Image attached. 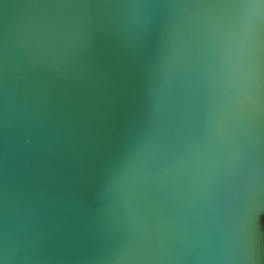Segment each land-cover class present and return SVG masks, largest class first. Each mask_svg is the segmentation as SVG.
<instances>
[{
    "label": "water",
    "instance_id": "water-1",
    "mask_svg": "<svg viewBox=\"0 0 264 264\" xmlns=\"http://www.w3.org/2000/svg\"><path fill=\"white\" fill-rule=\"evenodd\" d=\"M0 264H264V0H0Z\"/></svg>",
    "mask_w": 264,
    "mask_h": 264
}]
</instances>
